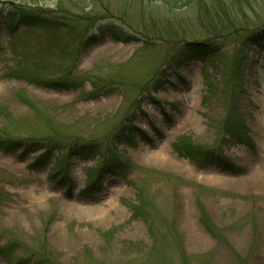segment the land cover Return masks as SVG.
Masks as SVG:
<instances>
[{
    "label": "rangeland",
    "instance_id": "1",
    "mask_svg": "<svg viewBox=\"0 0 264 264\" xmlns=\"http://www.w3.org/2000/svg\"><path fill=\"white\" fill-rule=\"evenodd\" d=\"M15 1L0 264H264V0Z\"/></svg>",
    "mask_w": 264,
    "mask_h": 264
},
{
    "label": "trees",
    "instance_id": "2",
    "mask_svg": "<svg viewBox=\"0 0 264 264\" xmlns=\"http://www.w3.org/2000/svg\"><path fill=\"white\" fill-rule=\"evenodd\" d=\"M145 1V0H141ZM172 1V0H171ZM201 1V0H200ZM212 3H219L220 0H212ZM239 3L243 2L244 0H236ZM0 20L5 22L8 30H13L14 27H11L13 24H16L18 21L23 23V26L26 28H31L33 26H40L41 24H44L46 22H49L46 14L42 10H36L34 8H30L25 5H20L15 0H0ZM218 22V21H217ZM96 31L101 33L109 32L111 34V37H114L116 40H122L123 37H128L126 35H123L118 26L114 23L111 24H98L95 26ZM93 39V38H92ZM124 42H129V38L125 39ZM189 57L188 60H196L201 59L203 56L209 55L212 53L213 47L208 46L206 44H194L189 45ZM205 153L200 154L199 157H203ZM207 230L212 233L207 227ZM4 248L0 249V255H2L5 251ZM32 264H51L47 261H35Z\"/></svg>",
    "mask_w": 264,
    "mask_h": 264
},
{
    "label": "bare ground",
    "instance_id": "3",
    "mask_svg": "<svg viewBox=\"0 0 264 264\" xmlns=\"http://www.w3.org/2000/svg\"><path fill=\"white\" fill-rule=\"evenodd\" d=\"M160 152H162V151H160ZM163 153V152H162Z\"/></svg>",
    "mask_w": 264,
    "mask_h": 264
}]
</instances>
